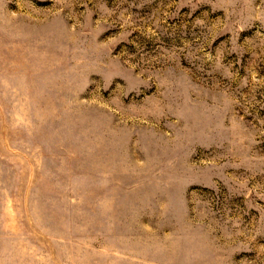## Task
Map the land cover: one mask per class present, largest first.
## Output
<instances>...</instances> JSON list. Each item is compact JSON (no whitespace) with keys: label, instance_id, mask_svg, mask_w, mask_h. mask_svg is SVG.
<instances>
[{"label":"rangeland","instance_id":"1","mask_svg":"<svg viewBox=\"0 0 264 264\" xmlns=\"http://www.w3.org/2000/svg\"><path fill=\"white\" fill-rule=\"evenodd\" d=\"M0 264H264V0H0Z\"/></svg>","mask_w":264,"mask_h":264}]
</instances>
